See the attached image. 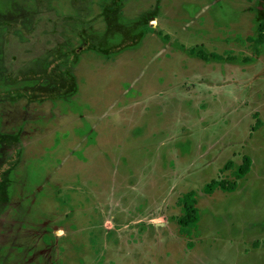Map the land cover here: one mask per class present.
Here are the masks:
<instances>
[{"label": "rangeland", "instance_id": "374dc122", "mask_svg": "<svg viewBox=\"0 0 264 264\" xmlns=\"http://www.w3.org/2000/svg\"><path fill=\"white\" fill-rule=\"evenodd\" d=\"M101 1L0 0V83L12 91L25 92L13 67L62 42L74 19L108 39L107 53L85 43L66 57L51 75L65 69L62 89L0 90V134L14 135L0 140V264H264V52L243 65L239 41L264 0ZM244 154L251 169L234 191H201ZM192 190L189 249L177 198Z\"/></svg>", "mask_w": 264, "mask_h": 264}, {"label": "trees", "instance_id": "16d2710c", "mask_svg": "<svg viewBox=\"0 0 264 264\" xmlns=\"http://www.w3.org/2000/svg\"><path fill=\"white\" fill-rule=\"evenodd\" d=\"M108 1L109 0H102L101 3H107ZM40 9L41 8H39V10ZM64 17H67V15H65ZM248 41H252L253 46L256 50H259L260 48H262V46L264 45V20L260 24L257 25V34L255 36L249 37ZM61 46L62 45L55 47L54 49L52 48V50L50 49L46 52H42L37 57H35L33 60H31V62H29L28 64H24L26 65V67L22 69L24 70L22 73L16 74L14 76L11 74V78L14 79L12 86L18 87L19 85L20 88L18 89L24 90L25 92L19 93L17 91H12L11 89H13V87L10 88V86L5 85L6 82L0 83L1 92L6 91L12 94L15 93L18 96H27L30 99H32V94L30 96L27 94L29 93L30 89L37 88V86H40L42 82L46 83L48 81L50 84H53V82L58 81V78L54 79L53 77H51V75L55 76L56 73L55 74L50 73V75H47V76H44V73L46 72L47 60H50V56L54 57L55 55L56 57H58V59L63 60L65 63L66 57H61L62 55L59 54L61 53L59 52L61 50ZM64 46H63V49L65 48ZM191 52L195 54L196 56H199L202 59H207V57L218 59L221 56L213 52L209 54H204L201 49H192ZM28 74H34V77H29ZM2 75H3V78H5L4 73ZM40 88L41 86L39 87V89ZM50 89L54 90L56 89V86L51 87ZM254 117L257 118L256 113L254 114ZM256 124H258V119L256 121ZM2 138H4V136H0V140ZM251 162L252 160L249 155H243L240 164L236 166L234 165L233 161L231 160L227 161L222 167V169H231L232 179L231 178L230 179H225V178L212 179L210 182L206 183L202 187V191L206 194H212L215 190H222L223 192L234 191L237 188L236 180L242 179L250 171ZM177 205L180 208V215L176 218L178 232L180 235L187 238V242H186L187 247L192 248L194 246V243L191 240V237L193 235V232L197 229L198 222H199V209L197 207V193L192 190V191L182 194L177 199ZM258 243L259 242H255L254 245L258 246Z\"/></svg>", "mask_w": 264, "mask_h": 264}, {"label": "flooded vegetation", "instance_id": "af4514ba", "mask_svg": "<svg viewBox=\"0 0 264 264\" xmlns=\"http://www.w3.org/2000/svg\"><path fill=\"white\" fill-rule=\"evenodd\" d=\"M101 5L102 6H104L105 7V10H110V3H109V1L107 2V3H101ZM107 5V6H106ZM155 6H156V9H158V6L156 5V4H154ZM256 12H258L259 13V18H258V23H257V25L258 24H260L263 20H264V6L262 7V9H261V7L260 6H258V7H256ZM154 12V11H153ZM153 20H155V18L153 17L152 19H147V21H148V24H146L147 26H150V27H152V25H150L151 23V21H153ZM1 21V20H0ZM25 22H26V25H31L32 24V21H30V20H24ZM3 22V21H2ZM74 23L75 24H72V26H73V28H72V30H71V32L69 33V35L67 36V37H64L63 39H62V42L60 41V43H58L57 45H55V46H53V47H51V48H49V49H47V50H45L44 52H46V51H48V50H52V48L54 49L55 47H58V46H60V45H62L61 47H63L64 45V49L61 51H59V52H61V53H59L60 55H62L61 57H69V54H72L74 57H77V54L79 53H77L76 51H80L81 50V48H83L84 47V44L85 43H88V45L87 46H85L86 48L85 49H88V48H94V49H98V51H100V52H102L103 51V53H107L108 52V48H105L104 50L103 49H101V44H103V43H105V44H107V41H108V39L107 38H105L104 39V37H100L98 40H99V43L96 41V37H93V36H90V35H92V34H89L88 32H87V30H82L81 28H80V26L82 25V22H81V19H80V17H78V18H76V19H74ZM153 28V30L154 31H156L155 30V27H152ZM86 31L87 32V34H84V32ZM257 34V27H256V29H255V33L254 34H251V35H246L244 38H239V41L243 44V45H245V46H247L249 49H250V53H249V55L248 56H244V57H242V61H240L241 62V64H248V65H252V64H254V62H256V61H259V58H261V56H262V53L264 52V45L262 46V48H260L259 50H256L255 48H254V46H253V43H252V41H248V38L249 37H252V36H255ZM78 35H80L81 37H83V36H85V38H83V44H81V42H78L79 41V39L77 40L76 38L78 37ZM104 34L102 33L100 36H103ZM104 36H106V35H104ZM107 45H105V47H106ZM73 48V49H72ZM100 48V49H99ZM192 50V49H191ZM191 50H190V52H191ZM56 51H58V50H56ZM65 53V54H64ZM192 53V52H191ZM193 54V53H192ZM230 54H233V52L232 51H230V50H224L223 51V53L222 54H219V55H223L222 57H220V58H218V60H220V61H229V60H233V59H235V60H237L238 58L236 57V56H231ZM39 55V54H38ZM65 55H67V56H65ZM35 57H37V56H35ZM197 57H199V56H197ZM48 59V58H47ZM58 59V57H56L55 55H54V57L53 56H50V60H47V65H46V68H47V70H49V68H51L50 70V72L51 73H53V74H55V73H58V71H59V68L60 67H62L63 65H64V61L63 60H57ZM57 60V61H56ZM207 60H209V58H207ZM20 59H19V63H20ZM55 61H56V63H55ZM31 62V61H30ZM55 63L56 64V66L55 67H51V66H49L51 63ZM59 62H61V65H59ZM18 63V64H19ZM240 64V63H239ZM24 67H26V65H15V68L13 67V69H12V72H11V74L14 76V75H16V74H20V73H22L24 70H22ZM57 67H58V69H57ZM242 69H244V67L242 68ZM65 69H61V72L58 74V75H60V76H58V81H56V82H53V84H54V86H56V89H59V87H60V89H62L63 88V86L66 84L65 82H64V80H63V78H64V74H65V71H64ZM5 71H7V69L5 70ZM245 71V70H244ZM6 79V78H5ZM7 80V79H6ZM48 81L45 83V84H47L48 85ZM13 84V83H12ZM255 114V113H254ZM254 114H253V118H255L254 117ZM257 114V118H258V113H256ZM0 136H4V137H7V138H9V139H13V136L14 135H3V134H0ZM13 146H10V145H8V149H10V151H12L13 150ZM244 155H247V154H244ZM241 159H242V157H241ZM252 160V159H251ZM229 161V160H228ZM232 161V160H231ZM227 162V161H226ZM225 162V163H226ZM252 163V162H251ZM240 164V163H239ZM238 165V164H237ZM224 166V165H223ZM222 166V167H223ZM236 166V165H235ZM222 167L220 168V171L221 172H223L224 170H227V169H222ZM250 169H251V167H250ZM222 178H224V177H222ZM222 178H214V179H222ZM230 178L232 179V174H231V169H230ZM230 178H225V179H230ZM244 178V177H243ZM211 181V180H210ZM209 181V182H210ZM208 183V182H207ZM206 184V183H205ZM204 184V185H205ZM203 185V186H204ZM201 191H202V188H201ZM216 191V190H215ZM203 192V191H202ZM204 193V192H203ZM206 194V193H205ZM1 195V194H0ZM181 196V195H180ZM179 196V197H180ZM178 199V198H177ZM193 238L191 237V240H192ZM193 241V240H192ZM193 243H194V241H193ZM187 246V245H186ZM188 248V247H187ZM189 249H191V248H189Z\"/></svg>", "mask_w": 264, "mask_h": 264}]
</instances>
